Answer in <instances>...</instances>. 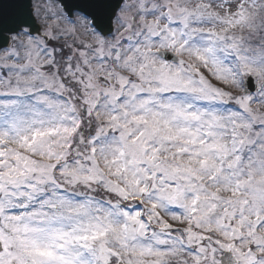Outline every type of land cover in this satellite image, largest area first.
<instances>
[{"label":"snow or ice","instance_id":"snow-or-ice-1","mask_svg":"<svg viewBox=\"0 0 264 264\" xmlns=\"http://www.w3.org/2000/svg\"><path fill=\"white\" fill-rule=\"evenodd\" d=\"M0 264H264V0H0Z\"/></svg>","mask_w":264,"mask_h":264}]
</instances>
